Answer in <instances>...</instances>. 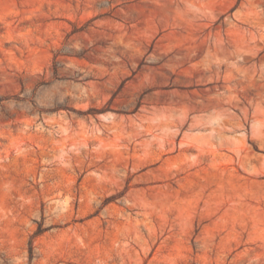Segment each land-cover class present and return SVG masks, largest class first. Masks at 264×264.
I'll list each match as a JSON object with an SVG mask.
<instances>
[{
  "label": "rangeland",
  "instance_id": "374dc122",
  "mask_svg": "<svg viewBox=\"0 0 264 264\" xmlns=\"http://www.w3.org/2000/svg\"><path fill=\"white\" fill-rule=\"evenodd\" d=\"M0 264H264V0H0Z\"/></svg>",
  "mask_w": 264,
  "mask_h": 264
},
{
  "label": "trees",
  "instance_id": "16d2710c",
  "mask_svg": "<svg viewBox=\"0 0 264 264\" xmlns=\"http://www.w3.org/2000/svg\"><path fill=\"white\" fill-rule=\"evenodd\" d=\"M43 230H44V228L41 225H39L37 230L34 232V235L41 233Z\"/></svg>",
  "mask_w": 264,
  "mask_h": 264
}]
</instances>
